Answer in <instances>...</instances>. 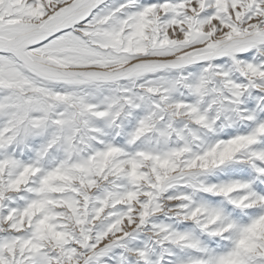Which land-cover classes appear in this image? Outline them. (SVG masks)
<instances>
[{
  "label": "snow or ice",
  "instance_id": "obj_1",
  "mask_svg": "<svg viewBox=\"0 0 264 264\" xmlns=\"http://www.w3.org/2000/svg\"><path fill=\"white\" fill-rule=\"evenodd\" d=\"M0 264H264V0H0Z\"/></svg>",
  "mask_w": 264,
  "mask_h": 264
}]
</instances>
